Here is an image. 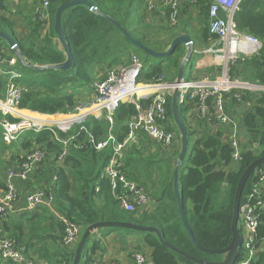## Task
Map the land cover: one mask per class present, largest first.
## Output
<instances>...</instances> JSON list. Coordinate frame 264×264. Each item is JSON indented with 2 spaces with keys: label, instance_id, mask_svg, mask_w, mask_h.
<instances>
[{
  "label": "trees",
  "instance_id": "1",
  "mask_svg": "<svg viewBox=\"0 0 264 264\" xmlns=\"http://www.w3.org/2000/svg\"><path fill=\"white\" fill-rule=\"evenodd\" d=\"M70 1L72 0H50L47 11L48 19H51V33L46 35L43 45L37 48L27 39H19L10 30L9 20L0 14V30L13 36L23 57V60L19 62L21 77L17 79L26 88L19 103L21 109L41 114L67 113L77 103L75 93L77 94L83 89H92L91 86L94 84L92 67L96 62H106L111 57H113L111 62L121 60V55L118 54L121 50L124 52V58H127L133 51H141L111 20L97 12L100 11L119 22L140 41L135 31L130 30L127 26L129 23L139 24L142 19L150 15L145 0H87L97 8V12L90 10L85 5H76L64 11L62 16L65 34L74 55V66L69 70H38L25 65L27 63L49 66L65 60L62 47V50L58 49L53 41L58 38L55 15L59 6ZM210 2L211 0H199L197 7L199 14L196 20L203 25V28H199V33L194 34L198 30V26L192 24V19H183V26L181 25L182 19H179L180 26L183 27L182 32L188 33L195 40L196 36L200 38L198 40H208L210 36ZM184 8L183 13L189 10L188 7ZM41 11L40 3L39 11L35 16L40 21L33 30L35 36L32 37L34 38L40 37L43 27V21L39 19ZM174 11L169 7L166 13L170 15ZM154 16L163 19V15L157 12ZM235 22L240 31L257 37L263 45L258 54L236 63L232 67V75L244 81L264 85V0H243L235 12ZM178 26L179 24L176 27ZM169 32L170 35L175 34L172 31ZM0 40L3 39L0 38ZM156 41L155 45L158 48H153L164 51L165 46L160 43L162 39L158 38ZM5 43H0L2 49L6 46L9 47L6 41ZM29 43L30 45H28ZM185 48V45L179 44L174 53L167 58L166 66L159 64L148 71L143 69L140 80L152 81L164 72L169 73L173 68L178 69L181 57L186 53ZM10 50L12 53L14 52L12 49ZM2 56L5 58L7 56L5 49L2 51ZM41 75L43 77H40ZM169 77L170 75L167 76L168 79H170ZM5 91L6 83L1 78V99L5 98ZM233 94L234 92L227 101V112L237 120L238 123H235L237 126L239 124L238 128L242 129L240 136L242 140L244 137L245 142L240 143L239 158L234 157L236 149L228 137L232 125H216L207 122L196 124V121L189 120L188 108L182 104L179 107L180 117L187 128L189 141L193 142L192 149L189 153L187 152L185 157L188 163L184 164V160L179 172L185 218L196 243L211 250L222 249L230 244L233 236L234 200L239 181L247 167L259 157L264 156V92L246 91L242 101L234 98ZM238 106L246 107V109L236 115V110H239ZM167 108L168 116L172 121L169 129L174 131L179 139H175L171 151L158 146L157 157L167 163V166L164 167L160 161L158 166L157 173L161 177L158 186L154 188L153 182L144 181L149 177L147 176L149 174H146V169L149 170L151 165L139 161V158L134 155V150H131L124 160L123 170L127 178L146 188L150 194L153 191L151 194L153 202L150 209L140 210L137 208L134 211H127L123 208L121 199L114 193L111 181L105 175V167L112 156L113 146L101 151L97 150L88 133L80 132V127L71 131L74 135L77 134V137L71 142L69 152L62 165L56 163L57 156L63 148L62 143L53 138V132L48 128L40 132L28 130L23 134L19 143L13 144L21 143L23 149H31L35 145H41L47 149L48 156L42 167L39 168V173L43 175L45 169L48 168L47 164L52 166L50 180L45 183L49 188L47 191L54 193L55 207L59 214L82 227L81 237L87 226L99 221H126L155 226L161 230L166 242L184 251L187 255L198 260L221 262L226 257L224 254L208 253L193 242L179 212L173 187V176L181 152V136L172 113V97L169 98ZM136 113L135 106L130 103H121L116 109L112 131L120 142L124 141L128 132L127 123ZM0 116H2L1 110ZM6 118L12 122L20 120L11 114L6 115ZM91 121L93 122L85 123L89 132L94 134L97 141L103 139L110 124L105 119L94 118ZM59 133L62 137H67L70 134V132L63 133L61 131ZM0 136L4 142L1 125ZM141 139L143 143H152L146 134H142ZM4 144L6 143L4 142ZM13 144H6V146ZM49 156L52 157V160L54 159L53 162ZM172 165L174 166L172 167ZM0 168L3 171L4 167L0 165ZM5 168L9 169L7 165ZM260 168H264V164L257 167L247 180L241 204L252 191L257 181L256 173ZM143 174L146 175L143 176ZM54 176H58L56 182L52 181ZM148 179L151 180L153 177ZM4 188L5 181L0 183V189ZM35 188H40V186H35ZM43 213V215L36 213L29 216L30 213L25 212L18 221L4 219L0 216V235L12 238L27 256L25 250L33 249L36 246L33 242L35 240L38 245H41L37 248V252L47 264H73L78 245L75 248L66 246L62 241L65 223L57 221L56 215L46 208H43ZM46 221L50 223L47 229L43 225V222ZM239 229L242 232L240 221ZM54 230H58L59 233L54 235ZM112 230L122 235L136 236L135 244L130 246L131 253L134 250L143 252L148 257L149 264H199L165 245L155 233L125 228ZM47 231L50 233L46 234ZM49 240L56 244L55 247L46 245ZM122 241L126 244V241L129 240L123 239ZM99 245L100 242L97 239L92 248L85 247L83 258L86 259L90 252L95 254ZM253 245L256 252L250 264H264V211H259V226ZM244 258L245 249L242 247L236 264H239ZM39 261L40 259L35 260V262ZM0 264L12 263L0 260Z\"/></svg>",
  "mask_w": 264,
  "mask_h": 264
},
{
  "label": "built area",
  "instance_id": "2",
  "mask_svg": "<svg viewBox=\"0 0 264 264\" xmlns=\"http://www.w3.org/2000/svg\"><path fill=\"white\" fill-rule=\"evenodd\" d=\"M242 1L211 0L209 4L210 45L202 52L212 55L214 59L213 70L208 75L202 78L183 77L180 82H176V79H168L166 74L162 73L152 81H141L144 63L140 54L133 51L126 58V64L110 67L103 79L94 82L91 86L92 92L87 98L78 101L67 113L49 114L54 118L57 117L50 124L28 116H19L22 115V111L27 110L19 108L26 88L17 81L21 73L9 67L8 60L2 56L4 49L0 46V79L2 78L6 83L5 98H0L2 112L0 125L3 128L4 142L11 145L20 141L28 130L40 132L48 128L53 132V138L62 143L63 148L56 159V163L62 165L71 142L76 138L71 131L76 127L83 128L96 110L104 111L100 117L110 124L108 134L98 141L94 136L90 139L99 151L113 146L112 156L105 167V175L110 179L112 189L121 199L125 210L150 209L153 202L151 194L146 188L127 178L123 170L124 160L128 155L127 148L140 141L142 134H146L163 149H171L174 146L176 134L169 129L172 121L168 116L167 106L169 98L175 90H178V105L180 107L182 104L188 108V118L191 122L233 126L228 137L236 149L234 157L239 158V146L242 143L241 131L227 112V101L232 92H234L233 97L238 101L243 100L246 91L264 92V85L244 81L232 75V67L236 63L258 54L263 45L257 37L237 28L235 12ZM40 3L41 17L48 19L47 8L50 0H40ZM146 5L151 17L156 12L160 13V15L170 17L171 27H176L179 24L176 11L187 6L191 12H196L199 0H147ZM2 6L3 0H0V10ZM169 7L175 11L167 15L166 10ZM121 103L133 104L137 111L127 123L128 132L122 142L116 140L112 131L114 114ZM9 114L20 120L9 121L6 118ZM60 131L70 132V134L62 137ZM47 156V149L36 145L18 162L9 167L4 179L5 188L0 189V216L2 218L9 219L18 209L24 213L35 214L46 208L53 215L59 214L55 207L54 194L48 192L45 187L31 189V186H28L25 204L21 208L19 205L21 201L18 184L31 183ZM256 176L257 181L252 191L240 206L239 221L242 228V247L245 249V258L239 264H250L256 252L253 241L259 226V211H264V168L258 169ZM59 215L65 223L62 241L66 246L75 248L80 241L83 229L76 222ZM96 236L98 239L99 236L97 234ZM97 257L99 256L90 252L84 263L120 264L118 259L107 257V255L102 256L103 258ZM131 258L132 264H149L148 257L141 251H132ZM0 260L12 264H35L12 238L2 235H0Z\"/></svg>",
  "mask_w": 264,
  "mask_h": 264
},
{
  "label": "crops",
  "instance_id": "3",
  "mask_svg": "<svg viewBox=\"0 0 264 264\" xmlns=\"http://www.w3.org/2000/svg\"><path fill=\"white\" fill-rule=\"evenodd\" d=\"M146 1L147 0H145V5H146ZM3 6H5V7L4 8L2 7L3 9L0 11V14H2L3 17H6V19L9 20L10 25H11L10 30L14 34H16V36L19 39H27L29 42H31L32 45L35 46V48L42 46L44 43V38L46 37V35H49L51 33V19H44L45 21H43V24H42L43 27L41 29L40 37H37V38L32 37V36H35L33 33V30L37 26L38 22L40 21V20L35 18V16H37V12L39 11V8H40V0H4ZM184 7H187V6H184ZM184 7H181L178 11H176L177 18L182 19L181 25L183 26V24H184L183 19H192V24L198 26L197 27L198 30L194 34L199 33V28H203V25L199 24L198 21L196 20V19H198L199 11L191 12L190 11L191 9L188 8L189 10H187V12L183 13V11H185ZM196 10H198V9L196 8ZM159 18L157 16H154V15H152V17H150V15H148L145 19H142V22H141V23H145L146 27H144L143 29L141 28L140 30H139L140 27H138L136 30H139V32H142L143 36L140 34L139 39L143 43L150 45V47H152V48L153 47L158 48L151 41L154 39L157 40L158 38H161L162 39L161 43H163V46H165V50H167L170 47L173 39L175 37L181 35V34H185V32H182L183 27L180 26V22H179V26L176 27V29L173 31V33H175L174 34L175 36L170 35L169 34L170 32H167V30L171 31V19H170V17L162 16L163 19H159ZM149 26L153 27L150 31V34H149V32H147ZM180 32H182V33H180ZM151 34H155V36H151ZM196 38H197L196 40L193 39V40H195L193 52L195 53L196 56H195L194 63L192 64V66L190 68V73L187 76V78H202V77L208 75L209 72L213 70V61H214L213 56L209 55V54L202 53L203 50L210 45L209 38L207 41L198 40V39H200L198 36H196ZM32 41H34V42H32ZM53 41H54V44L58 47V49L60 48V50H62L61 49L62 46L59 42V39L56 38ZM28 45H30V43ZM4 49L7 53L9 67L10 68L14 67V69H16L15 71H19L21 73V70L19 68L20 60L17 57L16 53L15 52L12 53L11 51L9 52V51H7L6 48H4ZM127 51H128V49H127ZM185 51L187 53V48H185ZM122 53H123V51L121 50L118 53L119 56L122 55ZM183 58L184 57L182 56L181 60H183ZM65 59H66V55H65ZM123 59H125V58L122 55L121 60L119 59V60H116L115 62H111V60H113V57L108 58L106 62H96L94 64V66L96 67V70L99 71L100 73H102L100 76L97 77L98 78L97 80L103 79L107 70L110 67H113L116 65L126 64L127 60L125 61ZM181 60H180V62H181ZM35 65H38V64H35ZM177 73H178V69L173 68L168 73V75H170L169 78L171 80L176 79ZM91 92H92V89H90V90H84L83 89L82 91H79V93H77V94L75 93V95H76L75 97L77 99L76 102L87 98L91 94ZM242 109H243V107H242ZM24 111L28 114L27 115L28 117L37 119L41 122H46V124H50L52 122V120L57 119V117L54 118L53 116H51L49 114H41L38 112L29 111V110H24ZM102 112H104V111L96 110L94 113L95 115L93 114L92 116H90V118H89L90 120L88 119L89 122H93L91 120H93L94 118H96L98 120L102 119L100 117L102 115ZM84 131H86L88 133L89 138H92V136H94L93 133L89 132L87 124L84 126ZM106 136H107V134H106ZM150 142H152L154 144L153 141L150 140ZM150 144L151 143H149V145ZM15 145H16V147H14ZM158 145H160V144H158ZM2 147H3V149H2ZM6 147H7L6 144H4V142L2 141V137L0 136V165L2 167H4L3 171H2V168H0V183L4 182V179H5V174L7 171V168H5V166L7 165V167H10L9 165L15 164L16 162L19 161V159L22 156H24L30 150V149H23L21 147V143L18 145L14 144L12 146H8L7 148ZM146 147H148V146H146ZM49 157H51V156H49ZM51 160H52V157H51ZM53 161H54V159L52 160V162ZM47 166H48V168L45 169V171L43 172V175L41 173L37 174L38 177L36 175L34 180L31 183H29V184L19 183L18 184L19 197H20V201H21V203H19L20 208L23 207L25 204L26 191L29 189L28 186H31V189L35 188V186H40V187L42 186V187H45L46 189H49L45 183H47V180H50V175H51L50 169L52 168V166L50 164H47ZM152 193H153V191L151 192V194ZM55 201H56V199H55ZM43 214H44L43 211L38 212V215H43ZM23 215H24V212L20 211V209H18L8 220H13V221L17 220L18 221L21 219V217ZM32 215H34V213L29 214V216H32ZM56 217H57L56 218L57 221L62 222V218L60 217L59 214H57ZM49 224L50 223L47 221L43 222V225L46 226V229L48 228ZM47 233H50V232L47 231L46 234ZM58 233H59L58 230L53 231L54 235H56ZM97 235L99 236L98 240L100 242L98 250L95 253L97 256L107 255V257H112V258L118 259L120 261V264H127V263L132 264V260L130 258V253H131V247L136 242L135 241L136 236H134V235H122L121 233L116 232V231H112L108 234H103L101 231H98ZM122 238L127 239L129 241H126L127 243L125 244V242L122 241L123 240ZM33 242L36 244V246L33 247V249L25 250V251H27V254H28V257L30 258V261L32 260V262L35 264H47V262L44 259L42 260V258L39 256V254L37 252V248H39L41 245H38L37 242H35V240ZM121 242H122V244H121ZM46 245L48 247L49 246L55 247L56 244H54L53 242H51L49 240V241H47ZM263 249H264V245H263ZM37 259H40V261L35 262V260H37ZM83 264H85V263H83Z\"/></svg>",
  "mask_w": 264,
  "mask_h": 264
},
{
  "label": "water",
  "instance_id": "4",
  "mask_svg": "<svg viewBox=\"0 0 264 264\" xmlns=\"http://www.w3.org/2000/svg\"><path fill=\"white\" fill-rule=\"evenodd\" d=\"M76 5H85L87 6L90 10L97 12V8L89 1L87 0H72L69 3L63 4L58 7L55 15V27L56 31L58 34V39L59 42L62 46V49L66 55V59L58 64L55 65H35V64H27L25 62V65L38 69V70H44V69H60V70H69L74 66V55L72 52L71 45L68 42L67 36L65 34V30L63 27L62 23V16L63 12L66 11L67 9L74 7ZM100 15L106 16L109 20H111L121 31L129 38V40L141 51L145 52L147 55L154 57V58H166L169 57L174 53L176 50L177 46L179 44H183L187 48V53L184 56L183 60L181 61L179 68H178V73L176 77V82H180L182 78L184 77V70L187 64L191 61V57L193 55V49H194V40L193 38L188 34H181L173 39L171 42L170 47L165 50V51H158L145 43L139 41L135 37H133L126 28H124L119 22L116 20L112 19L111 17L103 14L102 12L98 11ZM0 38L5 40L9 47L16 53L17 57L19 60H23L22 54L18 49V43L17 41L11 36L9 33L0 30ZM162 64V62H160ZM158 63V64H160ZM172 113L174 116V121L179 129L180 136H181V152L179 155V158L177 160L175 169H174V180H173V187H174V192L176 195L178 207H179V212L181 214L183 223L185 228L187 229L191 239L193 240L194 243H196L195 239L193 238V235L191 233V230L187 224L186 218H185V213H184V206L182 202V196H181V188H180V183H179V172L182 167V164L185 160V157L188 152V146H189V137H188V131L183 123L181 117H180V112H179V105H178V90H175L173 95H172ZM264 164V156L259 157L256 159L254 162H252L247 169L244 171L243 175L241 176V179L239 181L236 194H235V200H234V213H233V219H232V240L230 244L222 249L218 250H211V249H205L198 245H196L208 252V253H218V254H224L226 257L223 261L221 262H211V261H204V260H198L195 259L189 255H187L184 251H181L174 247L173 245L169 244L166 242L163 238V234L161 230L155 226H146L142 224H137V223H132V222H126V221H99L96 223H93L89 226L86 227L84 230V233L78 243V246L75 251V257L73 264H81L82 261V256H83V250L85 247H88L91 239L93 236L97 234L98 231H101L102 229L110 228H125V229H131V230H137V231H143V232H152L155 233L159 239L165 244L168 245L170 248L173 250L188 256L190 259L195 260L199 264H236L237 259L239 258L240 254V249L243 246V237L241 234V231L239 229V214H240V206H241V199L243 195V190L245 187V184L247 180L249 179L250 175L255 171L257 167L260 165Z\"/></svg>",
  "mask_w": 264,
  "mask_h": 264
},
{
  "label": "rangeland",
  "instance_id": "5",
  "mask_svg": "<svg viewBox=\"0 0 264 264\" xmlns=\"http://www.w3.org/2000/svg\"><path fill=\"white\" fill-rule=\"evenodd\" d=\"M3 8H4V6H3ZM39 19H41L42 21H45L44 19L45 18H42V17H40ZM127 27H129L131 30H134L135 31V33H136V35H142L143 36V34H142V32H139V30L142 28H144V27H146V25H145V23H139V24H128V26ZM138 27H140L139 28V30H136V28H138ZM153 27H151V26H149L148 27V31L147 32H149V34H150V31H151V29H152ZM166 29V28H165ZM176 29V27H171V31L173 32L174 30ZM167 30V29H166ZM154 31V30H153ZM167 32H169V30H167ZM134 34V33H133ZM168 35V34H167ZM151 36H155V34H151ZM151 38V37H150ZM151 42H153L154 44L157 42L156 41V39H154V40H152ZM0 43H2V44H6L5 43V40L3 41V40H0ZM161 43V42H160ZM8 45V44H7ZM161 45H163V43H161ZM6 49H7V51H11L10 49V47H5ZM155 49V48H154ZM136 52H138L139 54H140V56H141V59H142V61H143V63H144V71H148V70H150L153 66H156V65H159L158 63H160V62H162V64H165V66L167 65V62H168V57H166V58H161V59H159V58H154V57H151V56H149V55H147L145 52H143V51H137L136 50ZM124 53V52H123ZM123 53H122V55H123ZM186 54V53H185ZM185 54L183 55V57L185 56ZM122 55H121V57H122ZM195 53L193 52V55H192V57H191V61L189 62V64H187V66L185 67V70H184V77L185 78H187V76L189 75V73H190V68H191V66H192V64L194 63V60H195ZM6 58H7V56H6ZM7 60H8V58H7ZM123 60H127L126 58L125 59H123ZM161 64V63H160ZM19 68H21L20 66H19ZM92 70H93V73L95 74L94 75V82H96L97 81V77L98 76H100L102 73H100L99 71H97L96 70V67L93 65V67H92ZM165 74H166V76H168V74H167V72H164ZM40 77H43V75H41ZM141 79H142V77H141ZM69 91H71V90H69ZM77 99H76V97H75V101H76ZM245 105V104H244ZM246 107H247V105H245ZM246 107H243V109H242V107L241 106H238L237 107V109L239 108V110H236V115H238L240 112H243L245 109H246ZM21 114L22 115H19V116H25V117H27V113L26 112H21ZM12 115V114H11ZM15 115V114H14ZM233 118V117H232ZM90 120V119H89ZM88 120V121H89ZM87 121V122H88ZM233 121L234 122H237V120H235L234 118H233ZM86 122V123H87ZM238 123V122H237ZM238 126H239V124H238ZM233 128V127H232ZM72 131H74V130H72ZM81 131H84V127L82 128V129H80V132ZM241 132H242V129L240 130ZM107 134H108V130H107ZM76 137H77V134H76ZM243 137V136H242ZM176 138H177V140L179 139V136L178 135H176ZM104 139V138H103ZM116 140L117 141H119L118 139H117V136H116ZM243 142H245L244 141V137H243V140H242ZM18 142H20V141H18ZM242 142V143H243ZM178 144H179V141H178ZM192 144H193V142H190L189 141V146H188V153L190 152V150L192 149ZM14 145V144H13ZM18 145V144H17ZM146 146H148L147 148H146ZM158 144L156 143L155 144V142H154V144L153 143H151L150 145H149V143H143L142 142V139L140 140V141H138L137 143H133L131 146H129L128 148H127V150H128V152L127 153H130L131 152V150H134V155L137 157V158H139L138 160L139 161H144V162H146V163H149L150 165H151V168L148 170V169H146V174H149V175H147V176H149V177H153V179H148V178H146V179H144V181H149V182H153V187L154 188H156L157 186H158V184H159V182H160V176H159V174L157 173L158 172V166H159V164H160V161H161V158L160 157H157V152H158ZM14 147H16V145L14 146ZM162 148V147H161ZM130 149V150H129ZM168 151H171V149H167ZM178 160V159H177ZM162 162V165L164 166V167H166L167 166V163H166V161H161ZM188 162H187V159L185 160V163L184 164H187ZM174 165H172V167H173ZM159 173H160V171H159ZM146 174H143V176L144 175H146ZM58 179V176H54L53 177V182H55L56 180ZM55 196V195H54ZM113 230L112 229H110V228H106V229H102L101 230V232L103 233V234H108V233H110V232H112ZM97 241V236L95 235V236H93L92 237V239H91V242H90V244H89V246H88V248L90 249V248H92L93 246H94V244H95V242ZM82 260L83 261H85V258H83V256H82ZM81 262V264H83L84 262Z\"/></svg>",
  "mask_w": 264,
  "mask_h": 264
},
{
  "label": "bare ground",
  "instance_id": "6",
  "mask_svg": "<svg viewBox=\"0 0 264 264\" xmlns=\"http://www.w3.org/2000/svg\"><path fill=\"white\" fill-rule=\"evenodd\" d=\"M43 120V119H42Z\"/></svg>",
  "mask_w": 264,
  "mask_h": 264
}]
</instances>
